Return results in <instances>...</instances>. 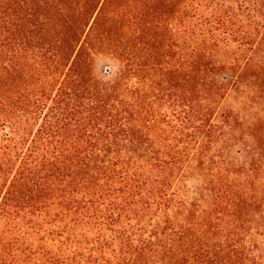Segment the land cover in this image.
<instances>
[{
	"label": "trees",
	"instance_id": "16d2710c",
	"mask_svg": "<svg viewBox=\"0 0 264 264\" xmlns=\"http://www.w3.org/2000/svg\"><path fill=\"white\" fill-rule=\"evenodd\" d=\"M0 264H264V0H0Z\"/></svg>",
	"mask_w": 264,
	"mask_h": 264
},
{
	"label": "rangeland",
	"instance_id": "374dc122",
	"mask_svg": "<svg viewBox=\"0 0 264 264\" xmlns=\"http://www.w3.org/2000/svg\"><path fill=\"white\" fill-rule=\"evenodd\" d=\"M115 69V65L113 62L109 61V59L99 57L96 61V71L102 77H109ZM247 95L238 94L234 91H230L228 95L224 98H219L218 107L222 109H231L233 111H237L244 106L247 102ZM255 109L253 111L261 110L262 105L255 104ZM249 107V106H248ZM252 109L249 108V110Z\"/></svg>",
	"mask_w": 264,
	"mask_h": 264
}]
</instances>
